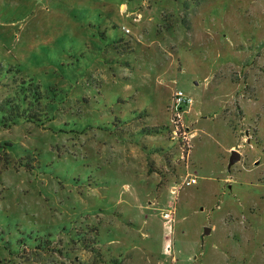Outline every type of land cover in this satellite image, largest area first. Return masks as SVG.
<instances>
[{
  "label": "rangeland",
  "instance_id": "rangeland-1",
  "mask_svg": "<svg viewBox=\"0 0 264 264\" xmlns=\"http://www.w3.org/2000/svg\"><path fill=\"white\" fill-rule=\"evenodd\" d=\"M0 65L51 118L0 131V260L264 264V0H0Z\"/></svg>",
  "mask_w": 264,
  "mask_h": 264
},
{
  "label": "trees",
  "instance_id": "trees-1",
  "mask_svg": "<svg viewBox=\"0 0 264 264\" xmlns=\"http://www.w3.org/2000/svg\"><path fill=\"white\" fill-rule=\"evenodd\" d=\"M127 44L128 49H131V43ZM0 89V131L9 130L13 127L24 124H34L39 127H46L48 122L51 121V118H49L46 113L47 107L50 105L49 103H45L46 100L50 99L49 94L46 92L47 90H45L43 86L33 77L23 76L21 69L18 67L11 66L5 71L0 65ZM57 89V86H55V89H52V91L55 92ZM165 130L168 131L169 128L160 127L157 130L151 131V133L156 135L163 134ZM2 146L9 147L10 143L0 142V148H2ZM158 151L161 155H164L163 149H158ZM3 158L7 161V163H9L8 161L11 160L8 150L5 152H0V160ZM95 231L96 229L93 227L89 228V233ZM81 234L84 236L83 233ZM83 240L85 239L81 238L77 242L70 240V244L79 246L80 249H89L93 252H96L97 256L94 257L93 264H102L101 262H105L98 249L96 250L95 248H92V245L98 247L101 243L97 236H91L90 238L86 239V243L87 240H89L88 242L90 245L84 243ZM22 244L24 247H21L20 255L17 254V256H14L11 253L12 256L17 258H3L0 260V264H25L24 262H30L31 259L35 257V255L40 256L42 254H46L51 256V254L54 252L52 246L53 243L49 240H44L40 245L35 247H30L24 243ZM27 250L29 253H27ZM25 259H27V261Z\"/></svg>",
  "mask_w": 264,
  "mask_h": 264
},
{
  "label": "built area",
  "instance_id": "built-area-1",
  "mask_svg": "<svg viewBox=\"0 0 264 264\" xmlns=\"http://www.w3.org/2000/svg\"><path fill=\"white\" fill-rule=\"evenodd\" d=\"M173 103H174V110L176 112V115L174 116V119H173V125H174V128H175V135H178V137L180 138V133H179V130L180 128L183 126V124L181 125V122H182V117L180 116V114L178 113L179 110H182L181 108V105L183 103L187 104V105H190L192 103V100L185 97V95L183 94L182 91H177L174 95V100H173ZM184 127V126H183ZM186 135L184 134V136L182 138H180V142L182 145H185L183 144L182 142H184L186 139ZM189 141V140H188ZM185 151V149L183 150ZM198 183V179L196 176H194L193 174H188L184 177L183 179V183H182V186H192V185H195ZM178 191L177 188H174L173 189V193H176ZM163 219L165 221V224L168 225V228L169 229H172L173 227V224H174V212L172 210H169L167 212H165L163 214Z\"/></svg>",
  "mask_w": 264,
  "mask_h": 264
},
{
  "label": "water",
  "instance_id": "water-1",
  "mask_svg": "<svg viewBox=\"0 0 264 264\" xmlns=\"http://www.w3.org/2000/svg\"><path fill=\"white\" fill-rule=\"evenodd\" d=\"M240 154L236 151H233V155H232V158H231V162H230V166L231 167L232 165H234L236 162H238L240 160ZM209 232V229H207V233Z\"/></svg>",
  "mask_w": 264,
  "mask_h": 264
}]
</instances>
